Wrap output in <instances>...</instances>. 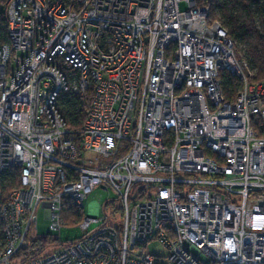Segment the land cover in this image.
I'll list each match as a JSON object with an SVG mask.
<instances>
[{
  "label": "built area",
  "instance_id": "1",
  "mask_svg": "<svg viewBox=\"0 0 264 264\" xmlns=\"http://www.w3.org/2000/svg\"><path fill=\"white\" fill-rule=\"evenodd\" d=\"M208 1L6 0L0 264H162L153 242L166 264H264V82ZM224 71L241 84L231 101ZM68 91L90 102L77 134ZM97 187L122 218L106 202L80 239L15 259L39 208L58 234L64 201L83 209Z\"/></svg>",
  "mask_w": 264,
  "mask_h": 264
},
{
  "label": "trees",
  "instance_id": "2",
  "mask_svg": "<svg viewBox=\"0 0 264 264\" xmlns=\"http://www.w3.org/2000/svg\"><path fill=\"white\" fill-rule=\"evenodd\" d=\"M202 1V0H201ZM6 0H0V46L8 43L7 22L5 17ZM210 19L218 20L226 29L229 38L235 43L238 53L256 71L251 81L264 82V0H209ZM222 91L226 100H233L240 88V81L230 72L221 73ZM58 109L73 133L82 129L88 115L89 103L73 91L62 93L58 99ZM11 178V177H10ZM14 177L11 179V181ZM7 185L2 184L6 189ZM63 205V220L67 225H79L84 220L83 209L67 199ZM106 211L113 214L112 220L122 218V206L118 199L106 204ZM67 214V217L65 215ZM0 231V242L3 240ZM53 237H27L28 249L21 251L15 259L23 261L34 259L46 252V246Z\"/></svg>",
  "mask_w": 264,
  "mask_h": 264
},
{
  "label": "rangeland",
  "instance_id": "3",
  "mask_svg": "<svg viewBox=\"0 0 264 264\" xmlns=\"http://www.w3.org/2000/svg\"><path fill=\"white\" fill-rule=\"evenodd\" d=\"M181 10H185L186 6L184 4H181L180 6ZM256 71H253V76L255 77ZM117 194H115L112 191H105L102 189V187H97L94 189V191L89 194L84 202H83V214L84 219L85 218H93L97 220H102L103 217H105V213L103 210L100 209V206H104L106 202H114L117 199ZM37 231L35 229V226L31 228L30 231V237L32 238H47L51 237L52 235L55 237H59V240L61 242H71L77 239H80V237L83 236V232L79 228L78 225L69 226L66 224V220H64V227L61 229L60 233L58 234H52L50 232L49 223L46 220L44 216V210L42 208H39L37 210ZM68 213H65L67 217ZM100 223H93L90 225L89 232H92L95 230ZM149 250L151 253L155 254L156 256L162 257V264H166V261L164 260L167 256L166 250L158 243L153 242L149 245Z\"/></svg>",
  "mask_w": 264,
  "mask_h": 264
}]
</instances>
